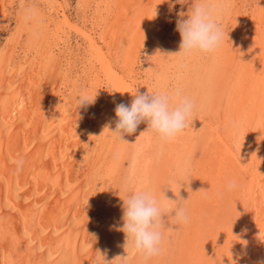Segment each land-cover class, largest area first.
<instances>
[{
    "label": "bare ground",
    "instance_id": "bare-ground-1",
    "mask_svg": "<svg viewBox=\"0 0 264 264\" xmlns=\"http://www.w3.org/2000/svg\"><path fill=\"white\" fill-rule=\"evenodd\" d=\"M47 1L60 19L52 32L43 25L46 18L42 8L31 6L36 10V18L25 22L23 6L19 19L29 34L24 62H16L18 39L7 38L0 48V264H92L97 248L104 251L106 247L102 244L106 233L111 231L114 207L116 204L120 207L117 198L123 203L129 193L126 190L121 197L120 192L110 187L121 172L115 174L127 165L130 189L145 190L157 167L161 169L158 160L163 158L167 161H162L165 162L162 168L165 166L170 176H176L175 171L192 167L189 162L200 133L206 136L203 159L198 166L206 191L196 203H205L212 213L209 215L212 219L205 223L209 229H214L213 220L225 213V221L217 229L221 239L209 261L264 264V0H222L217 12L223 29L227 28L226 17L233 7L239 8L236 15L241 20L238 33L242 39L240 42L238 38L240 44L236 41L241 51L223 58L231 75L227 84L222 80L226 86H222L223 82L219 86L227 87L231 93L232 99L226 100V104L232 103L237 114L233 123L229 120L231 125L224 124L221 114L206 113L205 103L213 101L208 100L204 88L217 84L213 76L218 71L216 66L222 64L217 53L172 58L180 50V41L165 40L163 27L176 12V0H78L77 20L69 16L70 5L66 1ZM211 2L216 4L218 0ZM178 5L181 7L178 13H184L183 17L179 15L180 19H187L192 0ZM15 8L14 0H0V35L3 13L8 22ZM72 35L85 46L84 65L77 77H73V68L69 69V60L74 55ZM224 68L221 69L227 73ZM70 87L72 93L68 94ZM176 87L195 100L196 108L189 127L174 141L162 144L154 133L146 131V122L124 137L129 143L118 142L105 129L110 123L114 130L116 105H130L136 92H164ZM105 89L106 93L114 94L109 116L104 115L103 103L108 102ZM82 91L95 100L86 108L76 103ZM153 179L155 183L158 181V177ZM233 180L237 187L228 191L226 186ZM169 185L168 190L162 185L161 193L176 201V184ZM199 208L194 206L191 210L196 220V214H203ZM193 224L191 220L186 226L193 227L192 233ZM205 224L200 227L204 229ZM197 238L190 240L198 244ZM118 242L110 246L107 239V253L101 254L105 258L112 254L114 259L126 256ZM89 245L93 249L87 250ZM168 246L169 250L170 243ZM200 249L201 246L198 255L192 252L196 258L192 255L191 264L204 263L207 256L200 257ZM163 250L165 257L168 250ZM153 261L160 263L158 257ZM170 264L176 262L172 260Z\"/></svg>",
    "mask_w": 264,
    "mask_h": 264
},
{
    "label": "rangeland",
    "instance_id": "rangeland-1",
    "mask_svg": "<svg viewBox=\"0 0 264 264\" xmlns=\"http://www.w3.org/2000/svg\"><path fill=\"white\" fill-rule=\"evenodd\" d=\"M20 1H22L21 3H20ZM32 1V2H31ZM61 1H63V0H61ZM64 1H66L67 2V4H69L70 6H69V8H68V13H69V16L71 17V18H73V20H77L78 19V16H79V14H78V10H77V7H78V0H64ZM14 2H15V5H16V7H17V9L15 8L14 10H13V15H11L10 16V18H8L9 19V21L8 22H6L5 21V17H6V14L5 13H3V19H2V28H3V30L1 31V37H0V48L1 47H3L4 45H5V43H6V41L5 40H7V38H12V39H18L17 41H18V53H17V57L19 58H17V64L19 63V62H24V57H25V55L24 54H26V50L28 49V47H26V46H29L28 44H29V42H27L29 39H28V36H29V34H28V32L26 33V31H25V28L22 26L21 27V22H20V15H21V13H22V9L24 8L23 6H25V9L26 8H30L31 6H35V7H39V8H42V10L45 12V20H44V23H43V25H45V27H46V29L47 30H50V31H48V32H52V31H54L55 30V26L58 24V21H60V19H59V17H58V13H56L54 10H52L51 8H50V6H49V4H48V1L47 0H14ZM23 2H26V3H23ZM178 2H180V1H178ZM17 3V4H16ZM40 3V4H39ZM238 3V2H237ZM24 4V5H23ZM28 4H30V5H28ZM178 4H180V3H176L175 4V10H176V12L173 14V17H171L170 18V21H168L167 23H166V25L163 27V30L165 31V34H167L166 36V39L165 40H168V41H170V40H172L171 42H173V43H176L177 41H178V39H179V41L181 42V36H180V34H179V32L177 31V28H176V22H177V20L178 19H180V16H179V11H180V6L178 5ZM18 5V6H17ZM48 8V9H47ZM19 9V10H18ZM49 10V11H48ZM23 12H25V10H23ZM50 12V13H49ZM235 12V13H234ZM230 13L232 14H230V16L227 14V25H226V27L227 28H225L224 29V32H226L225 33V36H224V40H223V42H222V44H221V46L217 49L219 52H217L216 51V53H217V57H219V61L222 63V64H224L225 62H223L224 60H223V58H225L226 57V55L227 54H232V53H234L235 55L237 54V53H239L240 51H241V46L240 45H238V44H240L239 43V41L241 42V39H242V37H241V35L239 34L240 33V29L241 28H239L240 27V23H241V20L238 18V15H236V14H238L239 13V8H236L235 9V7H233L232 9H231V11H230ZM15 14V15H14ZM18 15H19V17H18ZM177 15V16H176ZM233 15H235V16H233ZM56 16V17H55ZM236 16H237V18H236ZM7 17H9V16H7ZM51 17V18H50ZM179 17V18H178ZM234 17V18H233ZM50 19V20H49ZM52 19H54V20H52ZM235 20H236V22H235ZM240 20V21H239ZM48 21V22H47ZM56 21V22H55ZM54 22V23H53ZM231 23H233V24H231ZM239 23V24H238ZM54 24V25H53ZM229 24H231V25H229ZM237 25V26H236ZM231 27V28H229V27ZM48 27V28H47ZM55 27V28H54ZM230 29V30H229ZM230 31H231V33L233 34V36H232V34L230 33ZM234 31V32H233ZM236 31H237V33L238 34H236ZM228 33V34H227ZM231 34V35H230ZM239 35L238 37L236 36V35ZM230 35V36H229ZM228 36V37H227ZM232 36V37H231ZM230 37H231V40H233V41H231L230 40ZM237 37V38H236ZM4 38V39H3ZM240 40H239V39ZM28 39V40H27ZM235 39V40H234ZM239 40V41H238ZM71 41H72V47H73V52H74V55H73V58H70V60H69V69L71 70L72 68V72H73V74H74V76L73 77H77V73H79V72H81V70H82V68H83V63H84V61H83V58L82 57H84V52L83 51H85L84 49H85V46L83 45V41H81L80 39H78L77 38V36H74V35H72V38H71ZM236 41H238V44H237V42ZM233 42H235V43H233ZM28 43V44H27ZM232 43V44H231ZM84 46V47H83ZM237 46V47H236ZM26 47V48H25ZM236 48V49H235ZM237 48L239 49V51L237 50ZM230 49L232 50V51H230ZM226 50H227V53H226ZM237 50V51H236ZM236 51V52H235ZM232 52V53H231ZM170 54V53H169ZM176 54V53H175ZM173 55V57L172 58H174V59H176L177 58V55L176 56H174V53L172 54ZM24 56V57H23ZM76 56V57H75ZM232 58V57H231ZM21 60V61H20ZM35 62H37V61H39V59L36 57L35 58ZM223 60V61H222ZM230 61H231V59H229ZM83 62V63H82ZM176 63V62H175ZM222 64H220L219 66H216V68H218V69H214L215 71H217V72H214V76H213V78H215V80L217 81L216 83L217 84H215L214 85V83H211L210 85H207L205 88H204V91H205V93L208 95V98H207V96H206V98L208 99V100H210V101H213V102H211V104H209V101H207V103H205V104H207L206 105V113L209 115V116H212V115H214V114H217V116H219V114H221V116L220 117H222L223 118V120H224V124H227V125H231L233 122H234V119H236L237 118V114L235 113V109L233 108V107H231L233 104L232 103H227L229 106H227V104H226V100L229 102L231 99H232V97H231V93H230V91H228L227 92V90H228V88L226 87L225 89L223 88L224 87V85L226 86V84H227V81L226 80H228L229 78L228 77H230L229 75H231V73H229V71L228 70H230L228 67H226L225 66V64L224 65H222ZM73 65V66H72ZM174 66H175V64H173L172 65V68H174ZM222 66H224V67H222ZM221 68H224V70L227 72V73H224V71L221 69ZM142 70V69H141ZM98 71H99V69L98 70H96V73H98ZM220 71H222V72H220ZM221 73V74H220ZM222 73H224L223 75H222ZM217 74H218V76H217ZM227 74V75H226ZM220 75H222V77L220 76ZM225 76H227V78L225 77ZM225 79H224V78ZM218 80H217V79ZM221 78H223V79H221ZM221 79V80H220ZM222 80H224L225 82H226V84L222 81ZM75 80H73V82H74ZM221 82V83H219V82ZM222 82H223V85H222ZM220 84V85H219ZM213 85V86H212ZM223 86V87H219V86ZM216 88V89H215ZM222 89V90H221ZM206 90H208V91H206ZM210 90H213L212 92L213 93H210ZM105 91V93H106V89L104 90ZM216 91V92H215ZM221 91V92H220ZM222 92H224V93H222ZM72 93V87H70V91H68V94H71ZM220 95H219V94ZM221 93H222V95H223V97L221 96ZM107 95H108V99H107V103H103V107L105 106V108H104V115H108L109 116V114L111 113V110H112V108H113V106H114V104H113V97H114V94L113 93H111V91L109 92L108 91V93H106ZM212 94V95H211ZM217 94V95H216ZM227 94V95H226ZM217 96V97H216ZM222 97V98H221ZM231 97V98H230ZM216 98H218V100L216 99ZM228 98V99H227ZM219 102L218 104H216L217 102ZM213 103H215L214 105H213ZM231 104V105H230ZM217 105V106H216ZM211 106V107H210ZM112 107V108H111ZM208 107H210V108H208ZM212 107H213V110H212ZM214 108H216V109H214ZM227 108V109H226ZM232 108V109H231ZM208 109H210V110H208ZM224 111H223V110ZM229 110H231V111H229ZM213 111H215L216 113H212ZM229 111V112H228ZM210 112V113H209ZM232 112V113H231ZM226 113V114H225ZM229 113V114H228ZM234 115V117H232ZM224 116V117H223ZM226 116V117H225ZM227 116H228V118H227ZM234 118V119H233ZM229 120H231L232 121V123H231V121H229ZM227 122V123H226ZM238 123V122H237ZM236 125V124H235ZM238 125V124H237ZM236 129V127L234 128V130ZM206 145V136H204V134H201L200 133V139H199V142L198 143H196L194 146H193V150H194V154H193V156H192V158L190 159L191 161L189 162L190 164H191V168L189 167V169L187 170V169H184L182 172H180L179 170H178V172H176L175 171V174H176V176L173 174V175H171L170 176V174H168V172H166V170L164 169V167L162 168V166L164 165L163 163H165V162H163L162 163V161H167L166 159H164L163 160V158H161V159H159L158 161H160L158 164L160 165L161 164V169H160V167L158 166L157 167V169H160V171L159 170H155L154 171V177L153 178H157L158 177V181H156V183L154 182V180H156V179H150V184H149V186L145 189V190H151L152 192H153V194L156 196V198L159 200V202H162L161 204H162V206H164V212H166L165 213V216L163 217V219H164V221H165V226H166V228L165 229H162V231H163V235H164V241H163V245H162V249H164L165 251H167L168 250V245H169V243H170V248H169V250L167 251V254H166V258L164 257V256H162V253H161V257H159V256H157L158 258H159V260H160V263H158V264H165L166 262V264H170L171 262H172V260L173 261H175L176 262V264H191V257H192V255L195 257V255L198 253L199 254V252H198V250L197 249H199L200 248V246H201V248L202 249H200L199 251H200V257H202V256H207L206 257V259L203 261L204 263H202V264H205V262L207 263L209 260H211L209 257H213L214 255L213 254H211L212 252H213V250H214V252H215V250L217 249V245H218V243L217 242H220V234H221V232L219 231L218 232V227H220L221 226V224L223 223V221H225L223 218H224V216L223 215H225V213H223V212H221L220 213V215L219 216H217L216 217V219L215 220H213V221H215V223L213 224L214 226L213 227H215L214 229H212V228H207L206 227V222H208L207 221V219L209 220V219H212L211 218V216H209V215H211L212 213L210 212V210H209V208H208V206L206 207V204L204 203H202V201H200L202 204H200L199 205V203L197 204L196 202L198 201V197H200V195L201 196H203L202 194H204L205 193V191H204V181H201L202 179H203V173L200 171V169H199V165L201 164V161H202V159H203V155H204V148L206 147L205 146ZM117 155H118V153H117ZM199 166V167H198ZM196 168V169H195ZM199 169V170H198ZM123 170V171H122ZM125 170L127 171V165L123 168L122 167V169H121V171H118L115 175L117 176L120 172V175H118L117 177L119 178V179H116V180H114V182H112V184L113 185H110V187H112L113 189H114V191H117V192H120V196L121 197H123V194H126L127 192H125L126 190L129 192V193H127V195H126V197L130 194V192L132 191V189H130V186H129V182H130V176H128L129 175V172H125ZM128 170H129V168H128ZM161 170H162V172H161ZM173 170H175V169H173ZM198 172H197V171ZM156 172L158 173L157 175H156ZM187 172V173H186ZM126 173V174H125ZM165 173V174H164ZM181 173L183 174V175H181ZM201 173V174H200ZM123 174V175H122ZM125 174V175H124ZM159 174H161L162 176H160ZM167 174L170 176H168L167 177ZM180 174V175H179ZM193 177H192V176ZM120 176V177H119ZM128 176V177H127ZM174 176H175V179H174ZM188 176V177H187ZM194 176H196V178L194 177ZM123 177H124V179H123ZM164 178V180H165V182H164V180H163V178ZM177 177L178 178H180V177H182V178H180V180L179 179H177ZM186 177V178H185ZM199 177V178H198ZM160 178H162V179H160ZM169 178V179H168ZM159 179L161 180L160 182H162V183H160L159 182ZM171 179V180H170ZM119 180V181H118ZM124 180L126 181L125 183H124ZM178 180H179V182H178ZM123 181V182H122ZM170 181V182H169ZM174 181H176V182H174ZM180 181H181V183H180ZM186 181V182H185ZM119 182V183H118ZM123 183V185H122V183ZM153 182V183H152ZM116 183H118V184H116ZM159 183V184H158ZM173 183H175L176 184V194H177V196H176V198L177 199H182V200H178V204L180 205V206H183L185 209H186V212H187V214H188V216L190 217V222H191V220L195 223V224H193V226L195 227V231L197 230L199 233L198 234H195V231H194V233H192V231H193V227L191 228V225H190V227L188 228V227H186V226H188V224L190 223H188L187 225H178L177 224V222L173 219V215H174V210H175V208H176V206H177V204H171V206H170V204L168 205V204H166L167 202L164 200V194H162L161 193V191H163V190H161V189H163V187H162V185H165V189H167V187H169L170 185L169 184H173ZM178 183V184H177ZM199 183V185L200 186H198L197 184ZM120 184H121V186H120ZM125 184V185H124ZM162 184V185H161ZM186 184H187V186H186ZM196 184V185H195ZM127 185H128V188L130 189H127ZM155 185V186H154ZM161 185V186H160ZM166 185H168V186H166ZM116 186V187H115ZM118 186V187H117ZM125 186H126V188H125ZM178 186V187H177ZM181 186V187H180ZM189 186V187H188ZM109 187V189L110 190H112V188H110ZM185 187V188H184ZM196 187H198V188H196ZM159 188V189H158ZM183 190H182V189ZM200 188V189H199ZM123 189V190H122ZM169 189V188H168ZM167 189V190H168ZM198 189V190H197ZM203 189V190H202ZM154 190V191H153ZM185 190V191H184ZM122 191H124V192H122ZM190 193V195H189V193ZM197 192V193H196ZM201 192V193H200ZM158 193V194H157ZM180 193V194H179ZM188 196H187V195ZM179 196V197H178ZM125 197V198H126ZM162 197V198H161ZM120 197H118L117 198V203H119L120 202V207H119V204L117 205H115V207H114V210L113 211H115V212H113L114 214L112 215V218L114 217V219L112 220L111 219V226L112 227H110L111 228V231L110 232H108V233H106V235H108V236H106L105 235V239L104 240H106L107 241V239H108V242H109V244H110V246L111 245H114L115 246V242L117 243L118 241H120V242H118V243H120L121 244V248H122V251H124V252H126V254H127V261L129 260V264H152V263H150L151 262V260H149V261H147V262H145L144 261V259H143V257H142V255L141 254H139V253H137V252H134L133 251V249H132V247H131V245H129L128 247H126L125 248V243H126V236H125V233H123L122 231H119L118 230V228L119 227H122V225H123V220H122V215H123V211H122V205H123V203L121 202V201H119L120 199H119ZM193 199V200H192ZM163 200V201H162ZM203 200V199H202ZM189 201H191V202H189ZM189 202V203H188ZM190 203H191V205H190ZM194 203V204H193ZM188 205H189V208H188ZM215 204H213V206H214ZM199 207L200 206V208H199V212H200V210H201V212L203 211V214L202 213H198V214H196V217H197V219L198 220H196V218L195 217H193L192 216V212L193 211H191L192 209H193V207ZM105 207H107V206H105ZM171 208V209H170ZM214 208V207H213ZM118 209V210H117ZM168 209H169V211H168ZM188 210V211H187ZM205 213V214H204ZM115 215V216H114ZM117 215V216H116ZM168 215H170V216H168ZM200 215V216H199ZM204 215V216H203ZM207 215V216H206ZM167 217H168V219H167ZM195 218V219H194ZM113 221V222H112ZM168 221H169V224H167L168 223ZM200 222V223H199ZM217 222V223H216ZM115 223V224H114ZM197 223H199V225L197 224ZM206 223V224H205ZM203 224H205V226H204V229H202L201 227H202V225ZM196 225V226H195ZM220 225V226H219ZM168 226H170L169 227V229H168ZM201 226V227H200ZM217 226V227H216ZM115 227V228H114ZM174 227V228H173ZM200 227V228H199ZM212 227V226H211ZM187 228H188V230H187ZM168 229V230H167ZM171 229V230H170ZM200 229H202L201 231H200ZM167 230V231H166ZM192 230V231H191ZM204 230V231H203ZM206 230V231H205ZM165 231V232H164ZM172 231V232H171ZM189 231V232H188ZM196 231V232H197ZM95 232V231H94ZM112 232V233H111ZM112 235H111V234ZM166 233V234H165ZM172 233V235L170 236V234ZM186 233V234H185ZM203 233H204V235H206V236H203ZM188 234V235H187ZM192 234H194L193 235V237H191L192 236ZM111 235V236H110ZM169 235V236H168ZM176 235V236H175ZM113 236V237H112ZM172 236H174L173 237V239H172ZM186 236V237H185ZM188 236H190V238H188ZM198 236V238H197V240H199V242H198V244H194V243H192L191 242V240H192V238H194V237H197ZM92 237H94V236H92ZM175 237H177V238H175ZM181 237V238H180ZM200 237H204V240L203 239H201ZM206 237V238H205ZM166 238V239H165ZM184 238V239H183ZM186 238V239H185ZM208 238V239H207ZM110 239H112V240H114V244L112 243V242H110ZM122 239V240H121ZM167 239H168V241H167ZM189 239V240H188ZM191 239V240H190ZM219 239V240H218ZM92 240H94V238H91V241ZM171 240V241H170ZM184 240V241H183ZM197 240H195V241H197ZM106 241H104V243L102 244L103 245V247L104 246H106V247H104L106 250H107V248H108V246H109V244L107 243L106 244ZM167 241V242H166ZM170 241V242H169ZM187 241V245H182V243H185ZM195 241H193V242H195ZM208 241V242H207ZM165 243V244H164ZM210 244V247H209V244ZM212 243V244H211ZM216 244V246H215V244ZM194 246H192V245ZM206 244V245H205ZM108 245V246H107ZM188 245H189V247H188ZM204 245V246H203ZM212 245V246H211ZM214 245V246H213ZM181 246H182V248H181ZM196 246H198L197 247V249L195 248ZM206 246V247H205ZM121 248H120V250H121ZM91 249H93L92 248V246L91 245H89L88 246V248H87V250H91ZM98 249L100 250V248H97V254H96V252L93 254V258H92V260H91V262H92V264H104V260H103V257H101V255H100V257L98 256L99 255V252L100 253H103L104 251V253H107V251L104 249V251H99L98 252ZM183 249H185V251L183 250ZM207 249V250H206ZM163 250V252H165ZM180 250V251H179ZM195 250H197V252L195 251ZM206 250V251H205ZM203 251V252H202ZM172 252V253H171ZM183 252V253H182ZM186 252H187V254H186ZM189 252L191 253L190 255L191 256H188L189 255ZM192 252H195L194 254L192 253ZM213 252V253H214ZM103 253V254H104ZM168 253H169V255H168ZM173 253H175V254H173ZM139 254V255H138ZM186 254V255H185ZM197 254V255H198ZM204 254V255H203ZM164 255H165V253H164ZM202 255V256H201ZM169 256V257H168ZM180 256V257H179ZM182 256H185L184 258H182ZM95 257V258H94ZM130 257V258H129ZM172 257V258H171ZM164 258V259H163ZM168 258H169V260H168ZM180 258H181V260H180ZM190 258V259H189ZM196 258V257H195ZM95 259V261L93 262V260ZM101 259H102V262H101ZM172 259V260H171ZM177 259V260H176ZM183 259V260H182ZM105 260L106 261H112V260H114V256L112 255V254H109V256L107 257V258H105ZM137 260V261H136ZM162 260V261H161ZM166 260V261H165ZM179 260H180V262H179ZM185 260V261H184ZM208 260V261H207ZM152 261H153V258H152ZM115 262H119V261H113V264H116ZM164 262V263H163ZM184 262H186V263H184ZM210 262V264H211V261H209ZM117 264H120V263H117ZM128 264V263H127ZM153 264H155V262L153 261ZM207 264H209V263H207Z\"/></svg>",
    "mask_w": 264,
    "mask_h": 264
},
{
    "label": "clouds",
    "instance_id": "clouds-1",
    "mask_svg": "<svg viewBox=\"0 0 264 264\" xmlns=\"http://www.w3.org/2000/svg\"><path fill=\"white\" fill-rule=\"evenodd\" d=\"M177 3L186 4L189 0H176ZM222 0L213 4L211 0H192V6L187 13V19H178L176 28L181 36L180 50L174 55L188 57L193 53L211 54L221 46L225 32L217 18V12ZM181 17L184 13H179ZM36 10L34 7L26 8L24 12L25 22L34 21ZM131 104L118 103L115 107V128L110 123L105 126L111 135L120 143H129L126 135L136 132L142 122L147 123L146 131L154 133L162 144L174 141L188 127L196 108L195 100L176 87L169 91L138 93L133 95ZM88 94L82 91L76 98L78 107L93 104ZM77 107V108H78ZM227 190L237 187L236 182L229 181ZM180 194V193H179ZM165 201L177 204L173 219L178 225H187L190 222L186 209L164 195ZM123 225L118 230L125 233V248L131 245L133 251L142 255L145 262L161 255L165 229L164 206L157 200L151 190H132L123 200L122 205ZM246 231V229H245ZM99 252V251H98ZM104 264H113L119 260L120 264H127V255L116 257Z\"/></svg>",
    "mask_w": 264,
    "mask_h": 264
}]
</instances>
